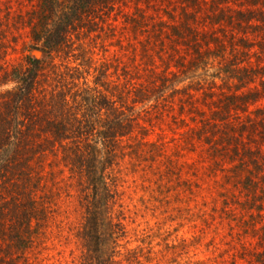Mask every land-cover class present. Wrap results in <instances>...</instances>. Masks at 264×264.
Instances as JSON below:
<instances>
[{
    "label": "trees",
    "instance_id": "trees-1",
    "mask_svg": "<svg viewBox=\"0 0 264 264\" xmlns=\"http://www.w3.org/2000/svg\"><path fill=\"white\" fill-rule=\"evenodd\" d=\"M241 2L254 5L256 1ZM119 3L122 1L0 0L2 264H42L32 254L34 248L39 251L49 241L65 244L69 240L79 252L78 264H143L151 259L150 244L146 252L143 247L126 246L130 203L125 199L130 197V186H124L120 168L130 147L136 146L137 157L152 145L145 134L137 137L133 133L139 125L134 106L141 100L123 90L101 93L88 83L83 74L87 71L80 68L84 64L55 61L62 54L67 58L81 46L79 41L100 30ZM256 3L264 7V0ZM211 7L218 8L222 20L231 24L264 23V9L259 6L237 10V18L217 0ZM143 16L135 8L124 22L144 25ZM19 42L20 54L15 56ZM251 71L248 68L244 76L228 77H235L243 87L254 81ZM158 79L163 86L169 81L166 74ZM128 94L133 96L131 104L124 99ZM257 97L259 91L253 96L250 91L230 93L224 96V106L247 105ZM252 113L258 120L239 129L256 131L259 140L254 142L263 145L264 107ZM210 123L211 127L217 124ZM202 127L208 128L202 124L197 130ZM244 136L238 132V137L228 135L227 139L243 148ZM209 141L216 150V138ZM238 159L232 171L239 176L237 187L244 190L249 211L241 219V227L244 233L250 230L258 235L257 247L247 257L243 254L242 260L264 264V149H243ZM140 200L143 202L142 197Z\"/></svg>",
    "mask_w": 264,
    "mask_h": 264
},
{
    "label": "rangeland",
    "instance_id": "rangeland-1",
    "mask_svg": "<svg viewBox=\"0 0 264 264\" xmlns=\"http://www.w3.org/2000/svg\"><path fill=\"white\" fill-rule=\"evenodd\" d=\"M121 1L100 30L55 61L84 64L88 83L101 93L123 90L141 100L134 106L139 125L133 133L145 134L152 145L137 157L136 146L124 148L130 151L120 167L124 186H130L126 246L146 252L150 244L151 259L143 264H245L242 256L257 247L258 235L241 227L249 211L232 168L243 149H264L254 142L256 131L239 129L248 128L257 119L252 112L264 107V23L223 21L213 0ZM217 2L235 18L239 9H264L256 2ZM135 8L142 10L144 25L124 22ZM248 68L254 81L246 86L228 77L244 76ZM161 74L167 85L159 83ZM248 91L260 97L248 106H224L225 95ZM131 95H124L128 104ZM202 124L208 128L198 131ZM238 132L247 136L243 148L227 139ZM214 137L216 150L209 141ZM78 253L72 240L32 251L42 264H78Z\"/></svg>",
    "mask_w": 264,
    "mask_h": 264
}]
</instances>
